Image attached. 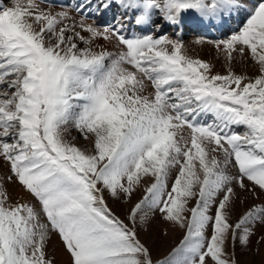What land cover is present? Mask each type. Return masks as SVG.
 Segmentation results:
<instances>
[{
    "label": "snow or ice",
    "instance_id": "obj_1",
    "mask_svg": "<svg viewBox=\"0 0 264 264\" xmlns=\"http://www.w3.org/2000/svg\"><path fill=\"white\" fill-rule=\"evenodd\" d=\"M233 20L195 41L223 71L182 39ZM0 161V264H239L264 231V0H0ZM157 215L183 233L163 253Z\"/></svg>",
    "mask_w": 264,
    "mask_h": 264
},
{
    "label": "rangeland",
    "instance_id": "obj_2",
    "mask_svg": "<svg viewBox=\"0 0 264 264\" xmlns=\"http://www.w3.org/2000/svg\"><path fill=\"white\" fill-rule=\"evenodd\" d=\"M187 37L184 41L186 46L189 48V46L196 45L195 41L197 39H201L204 37H197L195 38H189ZM205 40H212V39H206ZM194 41V42H193ZM198 45V44H197ZM208 45V44H207ZM198 46H201L198 45ZM210 48L213 50L214 54L215 50L210 45ZM214 55V56H215ZM214 58L213 56H211ZM209 60L210 59H205ZM213 61V60H212ZM215 62L217 60L214 59ZM240 63L237 65L239 66ZM235 66L236 71L242 70V68H239L238 66ZM217 71H223V68L216 69ZM73 135H78L77 133L73 132ZM81 143H83V140H80ZM1 163V161H0ZM3 162L0 164V168L2 166ZM5 172L7 171V168L5 167ZM140 193L138 192L134 197L133 201L138 199ZM111 203V202H110ZM112 207L114 210L119 214L122 210V205L112 204ZM233 219H235V216H233ZM260 227V226H259ZM164 232H167V235H164ZM258 230V228H255L254 234L250 238V242L248 243L246 248L241 247L239 241L235 244V256L239 264H264V242L262 240V233ZM182 231L178 228H171L168 225L163 224L159 216L157 215L156 220L150 225V226H144V229L141 231V239L146 242L148 245L152 246L155 250H158L159 252L163 253L166 252L170 247L174 246L179 239L182 236ZM53 244H55V239L53 240ZM52 246L50 245V248ZM58 248V246H57ZM250 257L253 258V260H250ZM65 259V257L57 250V260L58 262Z\"/></svg>",
    "mask_w": 264,
    "mask_h": 264
},
{
    "label": "bare ground",
    "instance_id": "obj_3",
    "mask_svg": "<svg viewBox=\"0 0 264 264\" xmlns=\"http://www.w3.org/2000/svg\"><path fill=\"white\" fill-rule=\"evenodd\" d=\"M189 39V38H188ZM205 39V38H204ZM194 42V41H193ZM198 45H200V44H198ZM197 44L196 45H193L192 44V46H189V51H190V53L192 54V55H194V56H199V57H201V58H203V59H210V61H212L213 60V62L215 63V65H216V69L218 68V69H220V68H222V63H223V61L222 60H219V61H217V62H215L214 61V58H212L211 56H213V57H215L214 55V52H213V50L210 48V45H207V44H203V45H201V46H198ZM238 66V65H237ZM239 68H242V70H240L239 72H241V71H244L245 70V65H243V64H239V66H238ZM249 73H251V71H252V68L251 67H248L247 69H246ZM1 163H2V161H1ZM0 163V164H1ZM3 169H5V166L2 164V166H1V168H0V171H4L5 172V170H3ZM257 201H255L254 200V198H252V197H250V196H247L246 194H245V202L243 203V204H237L236 205V210H235V214H234V216L236 217V216H238L244 209H246L249 205H251V204H253V203H256ZM258 228V230L263 234L262 235V240H263V242H264V231H262V229H261V227H259V226H257L256 227V229ZM259 232V233H260ZM250 260L252 261L253 260V258L252 257H250Z\"/></svg>",
    "mask_w": 264,
    "mask_h": 264
}]
</instances>
